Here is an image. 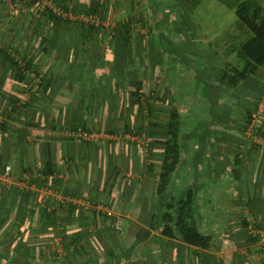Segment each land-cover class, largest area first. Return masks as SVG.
Returning a JSON list of instances; mask_svg holds the SVG:
<instances>
[{
	"label": "crops",
	"instance_id": "0c3cea01",
	"mask_svg": "<svg viewBox=\"0 0 264 264\" xmlns=\"http://www.w3.org/2000/svg\"><path fill=\"white\" fill-rule=\"evenodd\" d=\"M38 3L39 8L30 0L0 3V26L8 25V54L16 60L27 56L26 62L34 64L32 70H25L22 60L11 65L0 51V169L10 165L16 178L10 188L0 185V264H11L10 251L19 252L22 264H264L262 246L234 240L243 231L245 204L264 201V143L253 147L242 137L249 114L264 100V66L230 84L233 69L246 66L239 49L247 38L236 19L201 17L196 22L181 12L169 20L181 21L188 32L165 34L156 26L168 17L174 0ZM59 3L77 12L97 5L108 22L99 28L107 31L101 39H91L101 40V49H68L64 60L56 50L44 54L40 31L47 23L42 13L46 7L52 12L61 8ZM127 22L138 30L136 47L143 42L145 49L123 59L121 35L109 33ZM32 25L38 32L29 31ZM5 34L0 35L5 39ZM157 37L165 51L154 50ZM55 38L53 34L51 41ZM112 41L118 50L116 44L106 50ZM187 41L199 43L203 52L179 55L175 46ZM136 52L147 60L139 62L142 56ZM80 67L86 70L82 81L71 76ZM19 68L25 73L22 81ZM109 72L115 77L110 82L105 80ZM142 79L146 96L134 108L131 94ZM147 105L153 107L151 116ZM172 111L180 115V162L162 198L157 188L164 148L156 143L167 133L153 135L147 127L150 120L166 128ZM126 124L133 133L124 132ZM83 127L108 138L76 143L64 136L67 129ZM47 153L53 180L37 174L45 170ZM237 155L245 161L240 179L233 174ZM188 195L199 231L213 238L209 250L162 235L165 204ZM52 211L53 221L48 216Z\"/></svg>",
	"mask_w": 264,
	"mask_h": 264
},
{
	"label": "trees",
	"instance_id": "16d2710c",
	"mask_svg": "<svg viewBox=\"0 0 264 264\" xmlns=\"http://www.w3.org/2000/svg\"><path fill=\"white\" fill-rule=\"evenodd\" d=\"M204 1L205 0H174L175 3L172 5V7L176 6L177 9L181 8L182 10L181 12H183V10L186 9V11L188 12L187 13L185 11L186 14H191L193 11L197 10ZM218 1L224 4L226 8L233 10L237 15L238 19L253 34V36L249 38L247 42H245L239 49V54L242 57V59L246 62V66L239 71L238 69H233L235 76L231 77L230 84L232 86H235L238 83L247 80L248 77L252 76L255 72L259 70V68L264 66V9L257 0H218ZM30 2L36 5V8H39L38 0H30ZM0 3L3 4L4 0H0ZM58 6L61 7V9L65 11H71L74 14L89 13V14L101 15V13L98 11L97 5H93L88 12L74 11L73 9L69 8L68 5L64 6L63 3H59ZM179 14L178 16L180 17ZM42 16L45 17L47 23L44 25L43 28H41L40 31V33L42 34L40 44L41 46H43V48L41 47L42 48L41 50L44 52V54L48 55L49 52L56 50L60 53L63 59L68 49L77 50L83 47L87 48V46H89L90 49L95 51L101 49V44H103V42L101 40L100 42L99 40L94 41L91 39L96 37L97 39H101V34L107 31L80 22L73 24V22L69 20H64L62 18H59L57 15H55L52 12V10L48 9L47 7L45 8V11L42 13ZM169 16L170 14L168 15V17L164 16L162 19L160 18L159 20L160 24L156 26V30L163 32V29L166 27L168 23L169 24L168 28L171 27V29L169 30L173 31V33L181 32L182 34H185L188 32L185 26H182V23L180 21L173 22L169 20L170 18ZM36 31H38V27L36 28ZM53 34H55L57 38L51 41V36ZM109 34H111L112 38L118 37L117 35H121V41L123 42V46L120 52L123 56V59L126 58L127 55L133 56V51L135 49L140 51L145 49L144 47L141 46V43L144 44L143 42H138L136 47L135 37L139 34H138V30L135 28V25L132 24L131 22L122 24L120 28L114 27V29L111 30ZM74 35L77 36V39L73 37ZM98 44H100V46ZM117 44L118 43L112 41L110 45H108L109 47H107L106 50H109L110 48L114 49L115 46H116L115 49L118 50L119 46ZM198 47L201 49L198 43H195L193 41H187L184 42L182 45L181 44L176 45L175 51H177L179 55H184L186 52L189 53L194 52L196 54L203 52L202 49L201 51H199ZM154 48L155 51H165L166 49L159 37L156 38V40L154 41ZM0 51L2 54L6 56L7 63L9 62V64L15 66L20 65L19 59L16 60L11 55H9L8 50L0 49ZM114 53H115L114 54L115 57L113 59L116 61V52ZM136 54L138 56H142L141 58L140 57L138 58L139 62L143 60H147L146 56L138 52H136ZM21 60L25 70L26 69L32 70V68L34 67L33 61L26 62L27 56L25 57V60L24 59ZM128 61L130 63L132 62L130 58L128 59ZM159 61H161V59H158V62ZM108 63L109 62H107V64ZM143 67L145 69V67H147V63L143 64ZM84 68L80 67L78 68V70L74 69L73 74H75V76L74 75L71 76L77 79L78 81L84 80L86 73V70ZM24 74L25 73L23 69L19 68L17 73V78H19L18 81H22L24 79L25 76ZM111 75L112 74L109 72L105 80H107L108 82L112 81L113 79L111 80L110 78L114 76ZM123 75L125 76V74H122V76ZM101 77L104 78L103 76H100V78ZM146 83L147 82L142 79L139 83L136 82V84L134 85L136 91L131 94L134 96V99H136L133 106L134 108L140 103L143 96H146L145 94L146 93L145 91H147L145 89ZM147 107H148V112L150 113L151 116V113L153 114L152 111L153 107L148 105ZM108 108H110L111 110L116 109V107L112 106V104L108 105ZM252 113L249 114L248 121L244 125L242 137L243 139L250 141L253 147L260 148L261 144L254 143L253 140L248 138L245 133L248 126L251 124ZM82 129L83 130L81 131L87 133L94 132L85 129L84 127ZM69 130H79V129L71 128ZM147 130L149 131V133H154L153 135H155V133H163V135L164 133H167L166 138L162 136L163 139H157L158 141L156 143L164 148V155H163L164 161L162 163L163 169L159 177V183L157 188L158 196L164 198L169 189L171 177L175 172L178 163L180 162V143H179V133L181 131L180 115L177 113V111H172L170 113V120L166 128L165 125L162 127H158V124H155L153 121L149 120ZM124 132L133 133L130 124L129 125L126 124ZM109 133H114V132L109 131ZM253 134L264 139V123L262 126L256 128ZM46 159L47 161L45 162V170H41L42 172L40 171L37 174H43L46 178L53 180L52 178L55 176V172L53 170L52 156L47 153ZM244 162L245 161H243V159H240L239 155L236 156L235 163L238 167L233 172L236 179H240L244 173L240 167L242 164H244ZM64 164L66 165L67 162L64 161ZM3 168L0 169V172L2 171ZM32 171L27 169L25 170V172H32ZM61 182L63 181H59V183ZM260 187L263 188L264 184L263 185L261 184ZM259 190L261 191L260 188ZM245 206L247 207L245 208L247 212L241 222L243 231L240 235H237L234 240L236 241L241 240L250 243L252 245L259 244L261 246L262 239L260 232H264V201L261 199L258 200L256 204L247 203L245 204ZM165 210H166L165 213L162 215L160 219L161 223H159L160 227L162 228V235L164 237L181 239L186 245L200 248L202 250L210 249V247L212 246L213 238L211 235L202 234L199 231V228L197 227L196 221L194 220L193 217L195 215L194 214L195 211H194V202L191 195H188L184 200H181L178 203H176V201L167 202L165 204ZM48 216H50L51 219L54 218L53 216H55V211L50 212ZM156 224L158 223L155 220V225ZM143 238L144 235L138 237V241H142ZM15 243L16 242H13V244ZM259 251L262 254H264L263 247L259 248ZM250 253L252 252L248 251V254ZM15 258L16 260H12ZM8 259H9L8 262H10L11 264L14 263L22 264V261L20 260L19 252L12 253L10 251L8 254Z\"/></svg>",
	"mask_w": 264,
	"mask_h": 264
},
{
	"label": "built area",
	"instance_id": "2783aa9c",
	"mask_svg": "<svg viewBox=\"0 0 264 264\" xmlns=\"http://www.w3.org/2000/svg\"><path fill=\"white\" fill-rule=\"evenodd\" d=\"M48 4V3H46ZM49 7H52V4H48ZM53 12L64 20H69L73 23H84L89 26H93L96 28H101L103 26H107L108 22L104 19L102 15L98 14H89V13H78L74 14L71 11H65L61 8L55 7ZM264 123V100L261 101L254 112L251 115V124L248 126L246 130V135L248 138L252 139L254 143L262 144L264 143V139L253 134L255 129L262 126ZM64 136L68 139L76 143H85V142H97L100 139H107L108 135L99 134V133H87L81 130H66L63 132ZM15 176L13 173V169L10 165L5 166L0 172V185L10 188L11 185L15 183ZM63 199H59V203H63ZM116 229L120 230L118 224H116ZM262 244L261 246L264 248V232H260Z\"/></svg>",
	"mask_w": 264,
	"mask_h": 264
},
{
	"label": "rangeland",
	"instance_id": "374dc122",
	"mask_svg": "<svg viewBox=\"0 0 264 264\" xmlns=\"http://www.w3.org/2000/svg\"><path fill=\"white\" fill-rule=\"evenodd\" d=\"M260 5L264 2V1H260V0H257ZM6 2L8 3V0H6ZM8 7V6H7ZM264 9V8H263ZM167 11H169L170 13V16H174V17H177L180 18L178 16L179 13H181V8H176V6H173L172 8L170 7H167ZM186 9L183 10L182 12V15L183 14H186ZM188 13V12H187ZM166 14V12L164 11V13L162 15ZM6 18L8 20V10H6ZM17 15V14H16ZM180 15V14H179ZM19 16V14L17 15ZM181 16V15H180ZM207 18V17H213V18H220V19H226V20H231V19H236V22H238L237 26H240L243 31H244V35L245 37L247 38L245 42H247V40L249 38H251L253 36L252 32L242 23V22H239V19L237 17V15L235 14V12L233 10H229L225 7L224 4L220 3L218 0H205L202 5L195 11H193L191 14H186V17L185 19L187 18H191L192 20L194 21H200L202 18ZM181 22V21H180ZM75 27V26H73ZM12 28H16V27H12ZM198 27H196V32L195 33H198ZM27 29V28H26ZM33 31V32H38L36 31V27H34L33 25L29 28V31ZM12 31V30H11ZM28 31V29H27ZM26 31V32H27ZM163 31L165 32V34L167 33H173V31L171 30H166V27L163 29ZM25 32V33H26ZM158 32H162V31H158ZM5 34L6 38L4 39L1 35H0V38H1V41H0V48H3L5 50H8L7 46H8V25H4V26H0V34ZM18 33V32H17ZM16 34V33H15ZM175 34V33H174ZM17 40V38H19L17 36V34L14 36ZM158 38V37H157ZM20 40V38H19ZM18 40V41H19ZM7 41V42H6ZM157 42V41H156ZM244 42V43H245ZM243 43V44H244ZM16 44H19L18 42H16ZM199 44V43H198ZM15 45V44H14ZM18 47V46H17ZM15 49V47L13 48ZM198 50L201 51V49L198 47ZM21 59H19L20 61ZM4 62L0 63V64H3Z\"/></svg>",
	"mask_w": 264,
	"mask_h": 264
}]
</instances>
